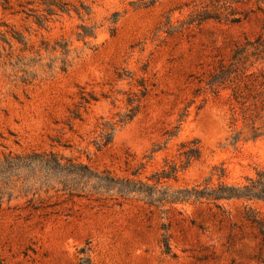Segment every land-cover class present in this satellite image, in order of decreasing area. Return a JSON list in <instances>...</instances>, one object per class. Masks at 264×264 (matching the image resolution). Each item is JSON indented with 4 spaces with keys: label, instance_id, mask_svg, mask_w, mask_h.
Here are the masks:
<instances>
[{
    "label": "rangeland",
    "instance_id": "rangeland-1",
    "mask_svg": "<svg viewBox=\"0 0 264 264\" xmlns=\"http://www.w3.org/2000/svg\"><path fill=\"white\" fill-rule=\"evenodd\" d=\"M263 171L264 0H0V264H264V199L177 193Z\"/></svg>",
    "mask_w": 264,
    "mask_h": 264
},
{
    "label": "trees",
    "instance_id": "trees-1",
    "mask_svg": "<svg viewBox=\"0 0 264 264\" xmlns=\"http://www.w3.org/2000/svg\"><path fill=\"white\" fill-rule=\"evenodd\" d=\"M236 1V0H234ZM202 6V5H201ZM224 15L222 10L217 9H210L206 7H198L193 14L191 15L192 21L202 22L207 19H220ZM237 20V19H234ZM238 52V51H237ZM242 52L239 50L237 56H241ZM226 67H223L225 70ZM224 72V71H223ZM134 114H131L127 120L132 119ZM122 121H126L125 119ZM112 137V135H111ZM111 137L108 138L107 142L111 140ZM200 153V147L198 145L195 146L194 150L188 154L187 161L182 164L180 167L182 169L186 168L191 159L194 157H198ZM71 166H80L84 167L86 170L88 168L82 164H75L71 163ZM69 165V166H70ZM178 164H169L168 169H163L160 172H157L156 175V183L155 184H148L141 180H133L130 178H116L109 175H99L97 176L101 186L110 188V189H117L118 192L122 194H128L132 192H138L145 194L149 199H153L155 194L164 193V195L168 196L172 200L178 199L176 194L170 196L167 194L165 189L158 188V184L162 183L164 179L173 178L176 176L178 171L180 170ZM177 193H184L186 197L190 198L192 196L196 198H208V199H229V198H260L264 199V171L258 174L257 179H251L249 184L244 186H237V185H228L225 183H221L218 187H210V188H186L177 191ZM167 242V239H166ZM77 264H91V259L89 256L83 257Z\"/></svg>",
    "mask_w": 264,
    "mask_h": 264
}]
</instances>
